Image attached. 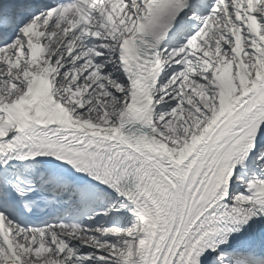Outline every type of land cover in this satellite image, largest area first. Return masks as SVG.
I'll list each match as a JSON object with an SVG mask.
<instances>
[{
	"label": "snow or ice",
	"instance_id": "obj_1",
	"mask_svg": "<svg viewBox=\"0 0 264 264\" xmlns=\"http://www.w3.org/2000/svg\"><path fill=\"white\" fill-rule=\"evenodd\" d=\"M0 264H264V0H0Z\"/></svg>",
	"mask_w": 264,
	"mask_h": 264
}]
</instances>
